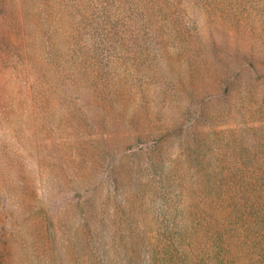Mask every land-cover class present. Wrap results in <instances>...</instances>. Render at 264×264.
I'll list each match as a JSON object with an SVG mask.
<instances>
[{"label":"rangeland","instance_id":"rangeland-1","mask_svg":"<svg viewBox=\"0 0 264 264\" xmlns=\"http://www.w3.org/2000/svg\"><path fill=\"white\" fill-rule=\"evenodd\" d=\"M21 2L0 0V264H148L152 245L164 233L151 224L163 212L158 204L167 175L179 191L176 202L193 206L191 217L198 225L188 229L199 235V256L184 264H264V219L259 232L254 227L244 231V242L238 239L237 246L231 240L217 254L209 246L215 227L204 222L225 194L226 188L216 185L230 179L223 173L222 182H216L207 171L220 166L236 173L228 193L241 207L247 196L245 169H264V0L218 6L217 16L226 19L218 24L201 11L195 16L205 35L219 32L216 39L229 43L230 51L221 53L224 61L240 51L254 62L256 71L250 75L247 68L229 101L226 86L219 91L212 82L214 66L198 69L201 58L194 49L187 54L196 29L189 22L191 8L182 14L188 39L175 23V15L180 23L181 16L173 14L163 27L149 31L151 37L135 43L140 55L123 50L97 63L72 55L75 39L62 17L53 24L38 0H24V7ZM168 2L146 0L154 10L167 8ZM81 38L77 46L83 48ZM6 43L21 44L20 50L6 56ZM27 57L53 84L50 98L34 104L21 72ZM73 71L82 89L72 99L63 82ZM96 72H109L121 83L120 101L106 112L91 105L84 79ZM205 85L209 94L199 92ZM242 129L247 136L254 133L257 144L243 146ZM192 138L198 148L190 146ZM184 154L203 158L200 167L197 161L181 164ZM218 214L226 218L224 209ZM219 222V231H227L229 222ZM243 225L241 219L236 224Z\"/></svg>","mask_w":264,"mask_h":264},{"label":"trees","instance_id":"trees-1","mask_svg":"<svg viewBox=\"0 0 264 264\" xmlns=\"http://www.w3.org/2000/svg\"><path fill=\"white\" fill-rule=\"evenodd\" d=\"M21 1V5L24 7V0ZM38 1L41 4V7L49 10V16L51 17L53 24H56L57 18L59 20L61 17L62 22L69 23V35L70 37L72 36L73 40L75 39L72 47V55L74 54L79 58L85 59L87 62L97 61V63H100L99 60L101 59H109L110 61L111 59L117 58V55L123 50L128 53L129 50L133 49L135 54L139 53L140 55L142 48H137L135 43L145 41L147 38L151 37L152 35L149 31H152L159 26L163 27V22L173 14L181 16L180 23L176 21L175 15V23L178 26L181 37L185 40L188 39L190 33L186 30L188 23H186L184 15L191 13V8L193 13L189 15L191 17L189 22H191L196 29L194 32L195 34L192 35L193 47L187 49V54L191 55L194 49L195 53L198 54V59L201 58V61L198 62V69H204L206 71L208 66L211 68L214 66V70L211 73L212 82H215L217 90L219 91L226 86V100L234 98L235 88L233 87L242 82L247 68L248 71L251 72L250 75L254 74L256 71L254 62H249L247 58L240 55V51L233 56L232 61H224L221 57V53L225 50L230 51L228 50L229 43L227 41L219 42L216 39V34H219V32L209 34L208 36L207 34L205 35L195 20V16L201 11L205 13L211 23L216 22L218 24L220 20L222 21L225 19L221 16H217L218 12L221 11L218 6L223 8L228 5L233 6L240 0H169L168 4H166L168 7L160 10L151 9L147 5L146 0ZM158 4L160 6L164 5L161 3ZM121 6L126 7V10L122 13L118 11L121 9ZM8 14L9 13H7V15ZM80 37H82V42L86 41V46L83 48L77 46V38ZM197 41L198 43L194 44ZM200 43H202L201 46H199ZM20 45L16 46L15 44L6 43V56L12 54L14 50H20ZM129 45L130 48H128ZM146 51L147 50L145 49V52ZM22 64L25 69L21 70V72L24 74V84L28 88L27 97L31 103L34 104L49 99V90H51L53 84L47 72H40L35 65V60L31 57L23 58ZM103 69L104 68H101L97 71H102ZM208 70L209 72L212 71L210 69ZM77 74L78 73H74L73 71L69 79L66 82H63L64 86L69 89L68 96L72 99L79 97L78 93L74 91L76 89H82L80 85L81 81L76 78ZM63 75L65 76V73H63ZM114 76L115 75H111L109 72H104L102 74L96 72V74L89 73L87 78H84L85 81L90 84L91 93L89 97L93 99L92 104H89L94 105L93 103H95V106L100 107L106 112L110 103L113 101H120L118 98V92L121 90V83L116 81ZM210 91L212 90L206 85L199 87V92L201 94H209ZM198 108H200V106H198ZM194 129V126L190 127L189 131ZM242 131H244V135L246 136V141L243 137L241 140L243 146H247V149H249L250 145L257 144L258 139L254 133L247 136L245 130L242 129ZM193 139L194 138L191 140ZM195 142L196 139L190 142V146L198 148L199 145H194ZM244 159L247 160L246 154ZM202 160L203 158L197 159L196 157L195 160H192L186 158L184 154L181 158V164L184 165L186 161H197L195 162V166L200 167L198 162L202 163ZM205 170L207 169H201L202 172ZM223 173L227 179H229L228 175H230V179L225 181L224 185L218 183L219 185H216V189L219 190L220 188H226L224 190L225 194L220 196L213 205L212 210L210 209L211 219L209 218L204 221L205 224L212 222L211 226L215 227L213 231H209L212 238L209 246L211 247L213 254H217L222 252V250L227 249L226 245H228L231 240L232 245L236 244L237 246L238 243H240L239 240L244 242L242 236L244 231L248 233V231L254 227L255 230L259 232L258 230L261 224L259 220L264 219V169L257 166L245 169L244 177H242V187L247 196L246 202L241 207L237 204L238 197L228 193V189L233 185L234 180L237 178L236 173L232 170L229 171V169L228 171L221 170L220 166H217L212 173L207 171V175L212 176L216 182H222ZM171 178L170 175H167V178H164L165 188L161 189L162 191L160 192L163 201L158 204V208L161 206L163 212L157 208L160 215L155 214L151 224L155 229L163 231L164 233L160 236L162 240L156 239L157 241L155 240V245H152L154 246V249L152 251L153 253L150 254L147 259L148 264H184V261L188 258L199 256V249L196 248L199 235H196V230L193 233L188 229L189 224L190 226H198L193 220V217H191L193 206H189V203L187 202L185 207H181V203L176 202L179 191L172 187ZM210 199L216 200V194L214 193ZM152 206L153 211L155 212L154 208L156 207L155 205ZM199 208L203 209L202 211H199L201 212L199 214L204 215V213H207L203 204H199ZM222 209L225 211L226 218L217 217ZM238 217L240 218L238 219ZM240 219L244 223L243 227L236 226ZM219 220L229 222L230 226H227V231H219V228L221 227V222H219ZM198 223L201 222L198 220ZM236 235H239L237 236V239ZM225 237L228 239H225ZM205 238H207V236H202V241H205ZM227 258H225V260ZM228 264H230V261Z\"/></svg>","mask_w":264,"mask_h":264}]
</instances>
